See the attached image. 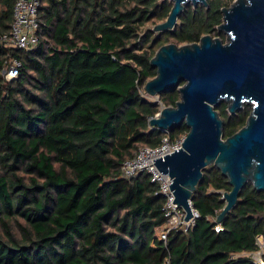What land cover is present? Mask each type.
Returning <instances> with one entry per match:
<instances>
[{"label":"trees","instance_id":"16d2710c","mask_svg":"<svg viewBox=\"0 0 264 264\" xmlns=\"http://www.w3.org/2000/svg\"><path fill=\"white\" fill-rule=\"evenodd\" d=\"M16 1L0 0V35L11 30ZM208 3L186 6L174 30L141 35L173 5L40 0L38 46L0 45V264H253L232 256L254 250L264 233V191L249 182L217 232L232 187L218 167H206L192 196L200 217L189 232L170 233L165 246L155 237L164 197L147 173L121 176L124 161L163 138L150 125L159 107L144 91L157 75L152 44L195 43L215 32L226 4ZM12 58L21 62L19 76L6 80ZM179 99L178 90L161 94L167 106ZM216 109L224 138L251 112L231 115L227 103ZM170 132L178 139L189 128Z\"/></svg>","mask_w":264,"mask_h":264},{"label":"water","instance_id":"95a60500","mask_svg":"<svg viewBox=\"0 0 264 264\" xmlns=\"http://www.w3.org/2000/svg\"><path fill=\"white\" fill-rule=\"evenodd\" d=\"M172 1L169 16L155 25V32L174 30L190 4L209 6L208 0ZM222 13L218 30L226 40L207 34L199 42L161 46L151 59L157 75L144 86L147 96L158 99L164 92L180 94L175 106L164 107L150 125L160 131L189 128L182 148L154 160L173 179V202L185 209V220L194 216L192 196L210 165L232 187L223 193L225 206L216 223H223L249 182L264 191V0H235ZM222 103L231 115L252 107L246 124L228 138L216 109Z\"/></svg>","mask_w":264,"mask_h":264},{"label":"built area","instance_id":"2783aa9c","mask_svg":"<svg viewBox=\"0 0 264 264\" xmlns=\"http://www.w3.org/2000/svg\"><path fill=\"white\" fill-rule=\"evenodd\" d=\"M39 5L40 0L16 1L11 30L0 35V45L2 47L29 52L38 46L41 31L38 15ZM20 67L21 62L16 58H12L7 62L2 75L6 80L16 79L19 76ZM162 133L163 138L159 146L140 147L132 158L124 161L121 166V176L126 179H133L141 173L150 175L151 183L157 186L155 194L164 197L163 212L165 221L155 228V237L167 246L170 233L189 232L194 228L196 219L200 215L194 208V216L190 220H185L187 214L185 209L173 202L175 195L170 187L173 179L168 174H162L154 162V160L175 152V149L182 148L187 134L178 139H173L169 130L162 131ZM223 229L222 223H217L215 230L220 232ZM255 245L254 250L238 252L233 254L232 257L246 258L253 264H264V233L256 236ZM168 262L166 261V263Z\"/></svg>","mask_w":264,"mask_h":264},{"label":"rangeland","instance_id":"374dc122","mask_svg":"<svg viewBox=\"0 0 264 264\" xmlns=\"http://www.w3.org/2000/svg\"><path fill=\"white\" fill-rule=\"evenodd\" d=\"M160 1H167V3L173 5V1H172V0H160ZM223 1H224V3L226 4L225 7H229V6H231V5L234 3L235 0H223ZM189 6H193V5L190 4ZM193 8H194V7H193ZM162 22H163V21H162ZM158 23H161V22H158ZM158 23H156L155 21H154V22H150V23H148L147 25H145L144 27H142L140 34H141V35H145L147 32L152 31L155 35H158L159 32H155V31L153 30L154 27H155V25L158 24ZM178 24H179V22H178ZM176 27H177V26H176ZM211 35H212L213 37H221V38H224V39L226 40V35H225L223 32L219 31V30H218V27H216L215 32H213ZM170 43H175V44H177V45H184V44H178V43H176L175 41H173L172 39H169L168 42H167L166 44H170ZM166 44H164V45H166ZM159 47H160V43L152 44V47L150 48V51H152V52H156V51L159 49ZM146 96H147V95H146ZM147 97H149L150 100H151L152 102L157 103V105H158V107H159V110H160V111L158 112V114H157L156 116L159 115V113L161 112V110H162L164 107H167V105L161 100V96H160V99H158L157 97H150V96H147ZM247 107H251V106H250V105H245V106H244V108H247ZM244 108H243V109H244ZM243 109H242V110H243ZM250 109H251V108H250Z\"/></svg>","mask_w":264,"mask_h":264},{"label":"flooded vegetation","instance_id":"af4514ba","mask_svg":"<svg viewBox=\"0 0 264 264\" xmlns=\"http://www.w3.org/2000/svg\"><path fill=\"white\" fill-rule=\"evenodd\" d=\"M251 108V110H252V107H250Z\"/></svg>","mask_w":264,"mask_h":264}]
</instances>
